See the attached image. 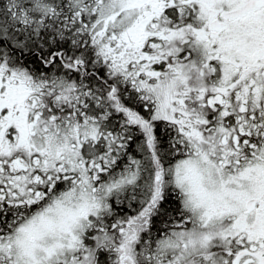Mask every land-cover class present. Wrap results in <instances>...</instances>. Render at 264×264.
<instances>
[{"label": "snow or ice", "instance_id": "snow-or-ice-1", "mask_svg": "<svg viewBox=\"0 0 264 264\" xmlns=\"http://www.w3.org/2000/svg\"><path fill=\"white\" fill-rule=\"evenodd\" d=\"M0 264H264V0H0Z\"/></svg>", "mask_w": 264, "mask_h": 264}]
</instances>
